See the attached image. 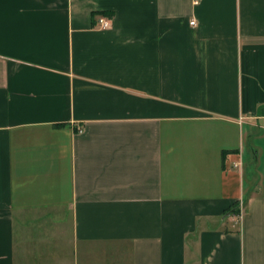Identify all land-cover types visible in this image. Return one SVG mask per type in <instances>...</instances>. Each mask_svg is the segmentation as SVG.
<instances>
[{
  "label": "crops",
  "instance_id": "obj_1",
  "mask_svg": "<svg viewBox=\"0 0 264 264\" xmlns=\"http://www.w3.org/2000/svg\"><path fill=\"white\" fill-rule=\"evenodd\" d=\"M0 264H264V0H0Z\"/></svg>",
  "mask_w": 264,
  "mask_h": 264
},
{
  "label": "built area",
  "instance_id": "obj_2",
  "mask_svg": "<svg viewBox=\"0 0 264 264\" xmlns=\"http://www.w3.org/2000/svg\"><path fill=\"white\" fill-rule=\"evenodd\" d=\"M97 23L99 24V27H101V28H106V27H109V26H110V21H109V19H107V18H101V17H100V18L97 20ZM190 24H191V25H194V24H195V21L192 19V20L190 21ZM241 164H242V163H241V160H240V158H239L237 161L232 162L231 167H233V168H238Z\"/></svg>",
  "mask_w": 264,
  "mask_h": 264
},
{
  "label": "trees",
  "instance_id": "obj_3",
  "mask_svg": "<svg viewBox=\"0 0 264 264\" xmlns=\"http://www.w3.org/2000/svg\"><path fill=\"white\" fill-rule=\"evenodd\" d=\"M104 14H106V15H111L112 13H111V11H105ZM224 153H225V152L222 153V156H224Z\"/></svg>",
  "mask_w": 264,
  "mask_h": 264
},
{
  "label": "rangeland",
  "instance_id": "obj_4",
  "mask_svg": "<svg viewBox=\"0 0 264 264\" xmlns=\"http://www.w3.org/2000/svg\"><path fill=\"white\" fill-rule=\"evenodd\" d=\"M107 18L106 16H103V15H99L98 17H97V20L99 19V18ZM98 24V23H97ZM98 26H99V24H98Z\"/></svg>",
  "mask_w": 264,
  "mask_h": 264
}]
</instances>
